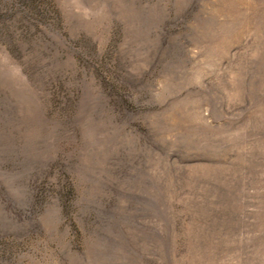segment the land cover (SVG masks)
Masks as SVG:
<instances>
[{"label": "rangeland", "instance_id": "rangeland-1", "mask_svg": "<svg viewBox=\"0 0 264 264\" xmlns=\"http://www.w3.org/2000/svg\"><path fill=\"white\" fill-rule=\"evenodd\" d=\"M0 264H264V0H0Z\"/></svg>", "mask_w": 264, "mask_h": 264}]
</instances>
